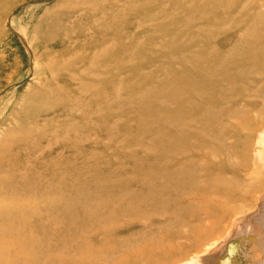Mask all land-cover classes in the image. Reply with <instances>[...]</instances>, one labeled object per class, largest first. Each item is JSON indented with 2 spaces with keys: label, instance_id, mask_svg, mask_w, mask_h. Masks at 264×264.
<instances>
[{
  "label": "rangeland",
  "instance_id": "374dc122",
  "mask_svg": "<svg viewBox=\"0 0 264 264\" xmlns=\"http://www.w3.org/2000/svg\"><path fill=\"white\" fill-rule=\"evenodd\" d=\"M262 156L264 0H0V239L58 203L43 264H188L264 193L262 171L215 179Z\"/></svg>",
  "mask_w": 264,
  "mask_h": 264
},
{
  "label": "bare ground",
  "instance_id": "6f19581e",
  "mask_svg": "<svg viewBox=\"0 0 264 264\" xmlns=\"http://www.w3.org/2000/svg\"><path fill=\"white\" fill-rule=\"evenodd\" d=\"M101 57L105 62L108 60L107 57H109V51L107 48L103 49ZM98 66L93 62L92 69L90 68L87 72H90V75L93 76L95 80L106 79L108 77L107 69H98ZM262 160L264 161V156H262ZM232 167L233 165L231 164H227V166L219 164L217 169L234 170ZM241 167L243 168V171H240L242 170L240 167L235 170L236 173H234V175L236 178L233 180L226 179L223 176H219L215 179V181H218L220 184H216V186L213 187L214 195L221 193V189L229 191V195L230 191L235 188L238 189L236 191L243 192L247 185L245 182H240V180L237 182V178L240 177V175L244 176L245 181L251 180L252 182L254 181V176L260 175V171L264 173V166L252 171H250L251 169L246 163H243ZM207 189L208 188L203 190L201 194L205 195ZM214 195L207 198L209 199L208 201L214 200ZM238 195L239 193H235L232 197L236 198ZM257 201V207L254 211L236 215L232 219L227 232L215 242L207 246L205 251L196 254L194 259L188 264H235L233 260L227 259L228 257H223L221 250L225 247L229 253L231 246H236L231 242V238L233 237V234L237 233L235 231L238 228H246L248 230L247 234L251 238L249 243H252V246L250 245L251 250L245 253L243 252L245 257L242 259V264H264V193L257 198ZM11 205L13 206V202H11L10 207H12ZM57 208L58 203L50 206H48V204H43L39 207L27 202L22 203L20 210L16 215V221L13 222V232H10L13 237L0 239V264H43L45 259V248L39 238H47L49 232L44 226L47 223V220H49L50 209L56 210ZM215 216V210L209 208V206H202L199 210L193 212L191 218L198 222L197 225L187 233V236L193 237L202 233L205 224L202 218L209 220V218ZM230 229H234V231L230 232ZM249 232L251 234H249ZM225 239L226 241L224 242Z\"/></svg>",
  "mask_w": 264,
  "mask_h": 264
}]
</instances>
